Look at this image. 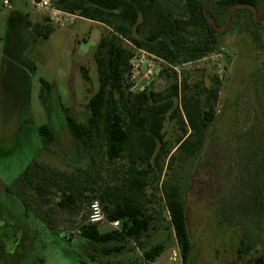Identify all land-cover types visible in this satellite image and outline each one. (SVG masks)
Instances as JSON below:
<instances>
[{
	"label": "rangeland",
	"instance_id": "rangeland-1",
	"mask_svg": "<svg viewBox=\"0 0 264 264\" xmlns=\"http://www.w3.org/2000/svg\"><path fill=\"white\" fill-rule=\"evenodd\" d=\"M36 3L11 0L10 9H5L0 0V179L4 182L0 186V212L6 224L15 225L23 234L19 240L21 255L25 253L26 246L22 244L25 240L33 248L41 242L37 227L36 235L25 231V203L34 196V185L38 204L51 205L54 185L65 187L63 177L70 171L80 170L82 180L86 171L101 172L100 176L106 178L114 169L125 167V161L107 164L96 155L95 169H91L90 155L77 144L65 125L67 115L80 123L88 117L86 103L98 86L92 55L104 25L64 15H61L62 22L55 24L49 20L48 12L37 8ZM256 11L264 15V0H259ZM17 12L26 15L22 21L16 19ZM245 22L250 31H244ZM260 31L261 28L250 23L248 12L239 11L231 27L216 36L218 46L212 53L187 63L169 65L164 61L159 66L167 70L165 74H149L135 87L130 86L132 93L140 92V86L144 89L146 85L153 91L163 92L170 84L171 71L176 72L178 80L186 77L190 83L203 80L210 85L215 78L220 82L216 118L209 129L210 139L207 138L209 143L196 159L182 191L192 244L188 264H264V219L257 232L259 243L253 238L251 254L242 260L237 258L238 240L254 232L252 224L260 217L251 211L260 212V209L258 206L246 209L239 202L243 201V193L244 199L253 196L254 189L247 187L243 178H247V169L253 168L254 161L244 166L236 162L233 153L236 134L253 122L254 112L264 110V94L257 96L254 112L251 101L252 77L264 65V47L253 38V33ZM43 33L48 37L40 35ZM123 45L132 49L128 42ZM83 72L88 73L87 83ZM43 126L47 127L48 134L39 132ZM163 132L169 142L179 134L174 121L167 118ZM182 155L177 151L171 167L168 170L164 167L157 190L156 184L147 180L150 184L142 202L153 219L147 233L139 239H126L125 249L110 255H103L102 247L89 241H82L80 248L76 241L64 247L47 239L50 241L46 244L48 264H148L143 253L157 244L164 249L153 263L182 264L168 214L163 212L161 192L163 185H172L171 177L179 176ZM33 168L34 182L27 178ZM259 182L257 178L255 190L263 193L264 185H258ZM229 188L238 189V193L218 213L220 194ZM52 208L54 225L75 234L84 210L70 219L66 211L57 210L56 205ZM99 229L110 230L109 227ZM46 237L42 235V240ZM20 262L25 264L28 259L22 258Z\"/></svg>",
	"mask_w": 264,
	"mask_h": 264
},
{
	"label": "trees",
	"instance_id": "trees-1",
	"mask_svg": "<svg viewBox=\"0 0 264 264\" xmlns=\"http://www.w3.org/2000/svg\"><path fill=\"white\" fill-rule=\"evenodd\" d=\"M49 1L59 11L105 27L92 55L98 86L86 103L88 117L80 123L67 115L65 125L77 144L90 155L88 160L89 165L92 164L91 169H95L96 155L105 159L107 164L125 161L123 170L114 169L106 178L100 176L101 172L86 171L81 180L80 170L70 171L63 177L65 187L54 185L60 193L56 206L66 210L70 219L84 210L77 226L79 237L99 244L103 255L120 253L125 249L126 239H139L151 229L152 214L145 211L142 202L146 187L150 184L147 180L153 181L156 184L154 189L157 190L164 167L168 170L173 164L174 154L181 151L179 176L171 177L172 185H163L161 192L165 208L163 212L168 214L181 262L188 264L192 244L182 191L196 159L209 143V129L216 118L215 105L220 82L215 78L211 79L210 85H206L203 80L190 83L186 77L178 80L176 72L171 71L170 84L165 91H153L146 85L142 91L132 93L124 78L132 53L131 48L124 46L123 42L145 49L169 65L200 60L216 49V36L221 33L211 29L204 15L203 7L207 0ZM258 3L259 0L214 1L207 7V13L218 26H222L233 5L245 4L257 9ZM239 11L248 12L250 23L262 29L264 24H256L247 8L234 9L227 29ZM258 18L262 20L264 15H258ZM243 26L244 31H250L246 22ZM40 35L48 37L46 33ZM261 35L262 31L253 33V38L264 47ZM263 68L264 65L252 77L253 112L256 111L254 103L257 96L259 93L264 94ZM166 71L160 69L155 74L163 75ZM82 76L86 83L89 82L87 72H83ZM263 116L262 109L254 112L253 122L242 133L236 134L235 138L233 153L236 162L247 166L254 161L253 168L247 169V178H243V183L247 181L246 186L250 185L254 189L253 196L244 199L243 193V201H238L246 209L253 206L260 209L257 212L249 208L252 215L260 217L256 216L259 218L252 224L254 232L246 233L238 240L239 260L253 251V238L259 243L257 232L264 219V192L260 193L254 186L257 178L260 181L258 185H264ZM166 118L174 121L179 131L172 142L165 140L163 125ZM39 132L48 134L47 127L43 126ZM237 190L229 188L220 194L222 204H218V213L222 212L224 203L238 193ZM94 201L100 203L109 220L119 221V229L101 230L84 223L86 210ZM163 249L162 245L157 244L144 251V258L153 261Z\"/></svg>",
	"mask_w": 264,
	"mask_h": 264
},
{
	"label": "flooded vegetation",
	"instance_id": "flooded-vegetation-1",
	"mask_svg": "<svg viewBox=\"0 0 264 264\" xmlns=\"http://www.w3.org/2000/svg\"><path fill=\"white\" fill-rule=\"evenodd\" d=\"M261 31H264V25L262 26ZM36 169L37 167L34 166ZM30 174L29 178L30 181H35L36 171L34 170ZM4 182L0 179V186H3ZM34 189V196L29 200V202L25 203L24 209V217L27 219V224L25 225V231L29 233H33L36 235V229H39V233L41 237L39 238L41 242L33 248L32 244L29 241L25 240L22 244L26 246L24 255L22 254V247L19 245L23 234L20 229H18L15 225H8L4 222L2 216V212H0V264H22L20 260L22 258H27L28 262L25 264H48L47 262V245L49 242H58L61 243L62 246L71 244L74 241L80 243L79 246L81 247L82 241H86L83 238L79 237L78 230L75 234L71 233L68 230L57 228L54 225L51 215L53 211V205H56L58 201L60 193L53 189L52 194V202L51 205L47 203L38 204L37 202V195H36V188L35 185ZM1 205V204H0ZM59 211H66L61 210L57 207ZM33 220V221H32ZM31 222V223H30ZM37 227V228H36ZM67 227V226H66ZM42 235L47 236L45 240H42ZM36 236H34V239ZM47 239H50L48 241ZM52 239L54 241H52Z\"/></svg>",
	"mask_w": 264,
	"mask_h": 264
},
{
	"label": "built area",
	"instance_id": "built-area-1",
	"mask_svg": "<svg viewBox=\"0 0 264 264\" xmlns=\"http://www.w3.org/2000/svg\"><path fill=\"white\" fill-rule=\"evenodd\" d=\"M1 5L5 9H10L11 0H1ZM35 5L37 8L47 11L49 14V20L55 24L62 22L61 15L70 17L73 16L55 9L50 5L49 0H39ZM131 47L132 55L129 60V69L125 73L124 78L126 82L133 88L138 85L139 82L147 75H154L156 71L160 70L161 66L159 65L164 63V60L156 57L145 49L134 46ZM142 90L143 88L140 86V91ZM84 223L94 225L98 228L109 227L110 229L114 230L119 229V221L109 220L98 201H94L88 206ZM146 262L148 264H155L150 260H146Z\"/></svg>",
	"mask_w": 264,
	"mask_h": 264
},
{
	"label": "water",
	"instance_id": "water-1",
	"mask_svg": "<svg viewBox=\"0 0 264 264\" xmlns=\"http://www.w3.org/2000/svg\"><path fill=\"white\" fill-rule=\"evenodd\" d=\"M214 1H220V0H207L205 2V4H204V7H203L204 15L209 20L211 29L214 32L220 33V32H223L224 30H226L228 28V26L230 25L232 13H233L234 9H236V8H247V9H249L251 11V13H252V18H253L254 22L256 24H260V25L264 24V19L260 20L258 18V14H257V11H256L255 7H253L251 5H245V4H235V5H233L232 7L229 8L228 13H227L226 22L222 26H218L216 24L215 20L213 18H211L208 15V13H207V7ZM261 40L264 42V31L262 32Z\"/></svg>",
	"mask_w": 264,
	"mask_h": 264
},
{
	"label": "crops",
	"instance_id": "crops-1",
	"mask_svg": "<svg viewBox=\"0 0 264 264\" xmlns=\"http://www.w3.org/2000/svg\"><path fill=\"white\" fill-rule=\"evenodd\" d=\"M16 11H18V10H16ZM19 11H21V10L19 9ZM24 16H26V15L25 14H22L20 12H17L16 19L22 21V19H24ZM72 17H76V16H72ZM24 21H26V20H24ZM26 23H29V22H26Z\"/></svg>",
	"mask_w": 264,
	"mask_h": 264
}]
</instances>
